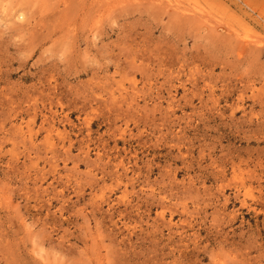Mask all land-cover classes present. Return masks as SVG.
I'll return each mask as SVG.
<instances>
[{
	"label": "rangeland",
	"instance_id": "rangeland-1",
	"mask_svg": "<svg viewBox=\"0 0 264 264\" xmlns=\"http://www.w3.org/2000/svg\"><path fill=\"white\" fill-rule=\"evenodd\" d=\"M0 264H264V0H0Z\"/></svg>",
	"mask_w": 264,
	"mask_h": 264
},
{
	"label": "bare ground",
	"instance_id": "bare-ground-1",
	"mask_svg": "<svg viewBox=\"0 0 264 264\" xmlns=\"http://www.w3.org/2000/svg\"><path fill=\"white\" fill-rule=\"evenodd\" d=\"M195 9V8H194Z\"/></svg>",
	"mask_w": 264,
	"mask_h": 264
}]
</instances>
